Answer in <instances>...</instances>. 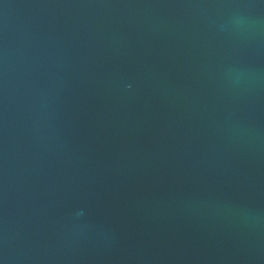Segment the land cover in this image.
<instances>
[{
	"label": "water",
	"instance_id": "1",
	"mask_svg": "<svg viewBox=\"0 0 264 264\" xmlns=\"http://www.w3.org/2000/svg\"><path fill=\"white\" fill-rule=\"evenodd\" d=\"M0 264H264V0H0Z\"/></svg>",
	"mask_w": 264,
	"mask_h": 264
}]
</instances>
